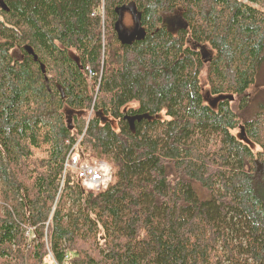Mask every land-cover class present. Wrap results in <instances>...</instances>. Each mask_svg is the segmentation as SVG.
Instances as JSON below:
<instances>
[{
  "label": "trees",
  "instance_id": "1",
  "mask_svg": "<svg viewBox=\"0 0 264 264\" xmlns=\"http://www.w3.org/2000/svg\"><path fill=\"white\" fill-rule=\"evenodd\" d=\"M2 1L0 264H264V0Z\"/></svg>",
  "mask_w": 264,
  "mask_h": 264
},
{
  "label": "built area",
  "instance_id": "2",
  "mask_svg": "<svg viewBox=\"0 0 264 264\" xmlns=\"http://www.w3.org/2000/svg\"><path fill=\"white\" fill-rule=\"evenodd\" d=\"M89 75L90 77H93V73L91 71H89ZM89 114H90V117L86 121V125L89 123V120L93 112L90 111ZM85 131L86 129L84 130L83 134L78 138V141L72 146V149L70 150L66 158V161L64 164V176L62 179L61 187H60L58 196L56 198V201L54 203L52 214L49 217L48 221L46 222V229H48L50 224L52 223V219L54 215L53 213L56 209L57 201L60 198L61 190L64 185L65 174L67 172H69L70 170H75L78 176V179L81 181L82 185L89 190L99 191L101 189H105L112 182L113 172L111 171L110 167L108 166L106 162L95 161L93 164L81 163L80 155L78 153V147L85 134ZM25 237L29 243H33L36 240L35 231L32 226H29L26 229ZM48 250H49V247H48ZM68 259L69 257L66 256L63 262H59L55 260L54 256L49 252V260L51 264H69L68 262H66Z\"/></svg>",
  "mask_w": 264,
  "mask_h": 264
},
{
  "label": "rangeland",
  "instance_id": "3",
  "mask_svg": "<svg viewBox=\"0 0 264 264\" xmlns=\"http://www.w3.org/2000/svg\"><path fill=\"white\" fill-rule=\"evenodd\" d=\"M131 24H132L131 17L129 15H126L125 18H124L125 28L131 26ZM70 55H71L72 58H74L75 60H77V56L73 52H70ZM263 75H264V71H263ZM263 80H264V77H263ZM89 117H90V114H87L85 116V120L87 121ZM108 166L110 167L111 171L113 172L111 166L110 165H108ZM254 167L256 169L255 175H254V179H255L256 182H259L261 180L262 170L261 169L258 170V166L256 164H254ZM71 171L74 172V173H76L75 170H70V172ZM63 176H64V174H63ZM65 176H66V174H65Z\"/></svg>",
  "mask_w": 264,
  "mask_h": 264
},
{
  "label": "water",
  "instance_id": "4",
  "mask_svg": "<svg viewBox=\"0 0 264 264\" xmlns=\"http://www.w3.org/2000/svg\"><path fill=\"white\" fill-rule=\"evenodd\" d=\"M0 6H1L4 10H8L7 6L5 5V3H4L2 0H0ZM28 51H29V54L35 56L34 51H33L32 49H28ZM34 58H35V60H37V56H35ZM206 61H207V60H206ZM131 121H133V120H131ZM238 137H239L242 141H244V142H246V143H249V139H248V137L245 135L244 130H242V131L238 134ZM255 164L258 166V170H259V169H261V170L264 169V165L260 162V160L257 159V160L255 161ZM79 184H81L80 180H79ZM82 189L84 190L83 186H82Z\"/></svg>",
  "mask_w": 264,
  "mask_h": 264
}]
</instances>
